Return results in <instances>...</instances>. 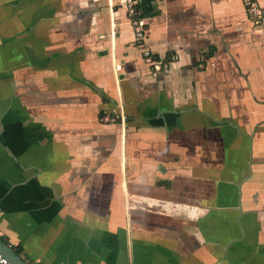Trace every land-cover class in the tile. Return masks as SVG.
<instances>
[{
    "label": "crops",
    "instance_id": "crops-1",
    "mask_svg": "<svg viewBox=\"0 0 264 264\" xmlns=\"http://www.w3.org/2000/svg\"><path fill=\"white\" fill-rule=\"evenodd\" d=\"M257 1L254 24L243 0H135L137 42L124 0H0L2 241L29 264H264Z\"/></svg>",
    "mask_w": 264,
    "mask_h": 264
},
{
    "label": "built area",
    "instance_id": "built-area-1",
    "mask_svg": "<svg viewBox=\"0 0 264 264\" xmlns=\"http://www.w3.org/2000/svg\"><path fill=\"white\" fill-rule=\"evenodd\" d=\"M244 1V8L245 13L248 19L253 22L254 24H258L261 17V7L257 0H243ZM126 7L128 9V13L132 18L133 28H134V36L137 42H140L143 38V22L142 19L135 18L136 10L133 8L135 4V0H124ZM144 56L149 58L151 56L148 50H145ZM158 68L159 66L155 64ZM155 67V66H154ZM107 122H113L116 120V116L107 115L103 118ZM0 264H12L4 255L0 253Z\"/></svg>",
    "mask_w": 264,
    "mask_h": 264
},
{
    "label": "water",
    "instance_id": "water-1",
    "mask_svg": "<svg viewBox=\"0 0 264 264\" xmlns=\"http://www.w3.org/2000/svg\"><path fill=\"white\" fill-rule=\"evenodd\" d=\"M0 253L4 255L12 264H29L25 260H23L14 249L6 244L0 238Z\"/></svg>",
    "mask_w": 264,
    "mask_h": 264
},
{
    "label": "trees",
    "instance_id": "trees-1",
    "mask_svg": "<svg viewBox=\"0 0 264 264\" xmlns=\"http://www.w3.org/2000/svg\"><path fill=\"white\" fill-rule=\"evenodd\" d=\"M110 116H114V115H111V114H110Z\"/></svg>",
    "mask_w": 264,
    "mask_h": 264
},
{
    "label": "rangeland",
    "instance_id": "rangeland-1",
    "mask_svg": "<svg viewBox=\"0 0 264 264\" xmlns=\"http://www.w3.org/2000/svg\"><path fill=\"white\" fill-rule=\"evenodd\" d=\"M144 29V28H143Z\"/></svg>",
    "mask_w": 264,
    "mask_h": 264
}]
</instances>
